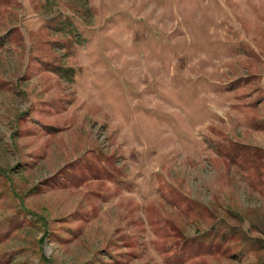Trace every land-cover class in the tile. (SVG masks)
Instances as JSON below:
<instances>
[{
    "label": "rangeland",
    "instance_id": "obj_1",
    "mask_svg": "<svg viewBox=\"0 0 264 264\" xmlns=\"http://www.w3.org/2000/svg\"><path fill=\"white\" fill-rule=\"evenodd\" d=\"M0 264H264V0H0Z\"/></svg>",
    "mask_w": 264,
    "mask_h": 264
}]
</instances>
